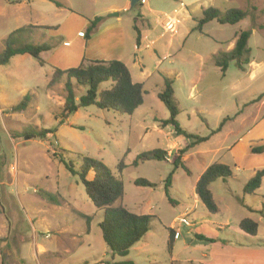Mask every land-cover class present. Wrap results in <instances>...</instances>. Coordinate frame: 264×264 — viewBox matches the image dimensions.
Instances as JSON below:
<instances>
[{
  "label": "rangeland",
  "instance_id": "rangeland-1",
  "mask_svg": "<svg viewBox=\"0 0 264 264\" xmlns=\"http://www.w3.org/2000/svg\"><path fill=\"white\" fill-rule=\"evenodd\" d=\"M12 1L0 0V52L10 36L16 46L47 45L50 50L40 56L44 65L29 54L14 56L8 64L0 65V264H264V178L256 194H245L244 186L257 163L250 160L238 169V155L229 150L236 142L256 143L257 136L246 132L259 113L260 118L264 116V98L260 107L253 103L264 94V0H233L223 5L222 11L235 7L248 10L250 15L235 25L207 24L203 32L219 43L197 30L188 37L198 24L193 16H200V7L187 5V0H183L185 8L179 0H148L133 8L129 0H55L61 6L49 0ZM167 16L178 21L175 33L165 29ZM96 17L103 20L92 40H86L83 37L89 22ZM142 19L151 26L139 24L148 37L137 51L134 22ZM111 23L122 27L125 40L135 49L131 58L150 74L146 79L140 69H133L135 76H140L135 80L145 82L144 104L131 116L94 105L64 115L66 79L49 87L54 69L77 66L80 55L92 60L97 48L88 52V44L99 47L104 29ZM20 28L24 30L14 33ZM242 30L252 33L250 52L243 58L249 64L241 70L231 61L223 73L210 54L215 48L230 49L235 34ZM64 49L73 54L65 55ZM164 76L174 82L179 125L189 134L208 138L188 150L183 159L185 168L176 169L168 188L173 155L176 157L188 141L176 136L174 127H161L156 122L170 117L158 99ZM72 83L77 99L86 93V87L76 86L74 80ZM109 86L104 83L101 89ZM26 95L30 96L27 108L13 112ZM239 112L243 116L235 119ZM227 117L231 120L213 134ZM41 129L56 131L46 139L13 138ZM260 134V142H264V128ZM157 149L173 155L164 161L133 165L138 155ZM84 157L101 162L116 177L118 165L124 161V196L115 205L152 216L150 231L127 257L112 260L99 226L103 210L90 201L79 175H73L60 160L71 161L79 172ZM216 162L229 165L233 176L210 185L219 209L212 214L195 195V186ZM261 168L264 157L260 158ZM87 178L92 179L93 173ZM138 180H147L154 187L138 186ZM183 216L190 227L179 222ZM246 218L258 224L257 235L241 231L240 222ZM170 230L180 233L171 251Z\"/></svg>",
  "mask_w": 264,
  "mask_h": 264
},
{
  "label": "trees",
  "instance_id": "trees-1",
  "mask_svg": "<svg viewBox=\"0 0 264 264\" xmlns=\"http://www.w3.org/2000/svg\"><path fill=\"white\" fill-rule=\"evenodd\" d=\"M22 1L23 0H14L12 1V4H19L22 3ZM49 1L55 2L58 6H61L60 3L55 0ZM247 2L251 3L252 0H247ZM250 9L255 10L253 6H251ZM248 15H250L248 10L232 8L228 11H222L218 8L210 7L203 11L202 18L198 20L196 30L203 33V27L211 21H217L219 24L223 25H235L244 20ZM102 20V17H96L95 19L90 20L89 26L84 34L86 40L91 38L92 34L98 28ZM134 28L137 30L136 27ZM48 29H57V27H49ZM22 30H24V28H20L14 33L21 32ZM251 34L250 30L240 31L237 34L234 48L228 52H221L215 57L216 66L220 68L223 73L227 71L231 61H235L236 65L241 70H244L245 65L249 64V61L243 58L250 52L248 42ZM10 37L6 42L5 49L0 52V65L8 64L14 56L25 54H29L39 60L41 65L45 64V62L41 60L40 56L43 52L50 50L47 45L37 46L25 44L22 46H16L11 41ZM136 42L137 44L140 42L139 32ZM63 78L66 79L64 115L75 113L79 108L94 105L101 109L114 110L120 114H127L131 116L144 104L145 90L143 84L133 81L129 68L120 60L102 61L83 59L81 64L77 67L67 69L55 68L49 82V87L59 84ZM72 80L75 81L76 86L87 88L86 93L79 96L78 99ZM163 80L164 86L162 91L158 93V99L165 105L169 111L170 117L166 120L156 119V122H158L161 127H174L176 136H183L188 141V145L178 151V155L173 161L174 170L171 174H169L166 181V187L168 188L172 183V177L176 169L180 167L185 168L183 159L188 150L197 144L207 141L208 138L189 134L179 125L177 117L180 111L175 99L173 87L174 82L168 77H164ZM104 83H109L110 86L109 88L102 90L101 85ZM262 98H264V94L257 97L253 103L259 102ZM29 102L30 96L26 95L20 104L13 107L12 111L15 112L25 110ZM228 120H231V118H225L221 122L219 128L213 131V134L220 132ZM55 131L56 130L53 129L29 130L20 134H15V137L13 138H24L25 140L35 138L46 139L48 135H51ZM263 152L264 145L252 148V153L254 154H261ZM167 157V151L161 149L152 150L138 155L133 165L138 166L139 163L145 161H164ZM60 160L64 163L67 170L73 175H79L90 201L97 209L103 210L104 218L99 226L104 243L112 256V260H114L116 256L121 258L127 257L130 250L150 231L152 216L134 214L122 205H115L116 202L124 196V183L121 179L123 171L126 168L124 161L119 163V177H116L101 162L88 157L83 158L84 166L79 172L75 170L71 161L66 162L63 158H60ZM90 172L93 173L92 179L87 178ZM232 176L233 170L229 165L216 162L211 164L197 181L195 186V195L210 213L215 214L219 211L210 190V185L219 179L227 181ZM263 178L264 169H261L257 171L255 175L246 183L243 189L244 193L249 195L256 194V191L261 187ZM136 185L154 187V185L147 180H138ZM47 197L52 202L57 203L53 195L47 194ZM250 210L252 211V209ZM87 219L88 222L91 221L89 217ZM239 226L241 231L246 234L250 236L257 235L258 224L252 219L246 218L242 220ZM199 238L205 240L202 236ZM207 241L214 242V240L208 239ZM173 243L174 231L170 230L168 241V248L170 251L173 248ZM106 264L134 263L132 261L122 263L109 261L106 262Z\"/></svg>",
  "mask_w": 264,
  "mask_h": 264
},
{
  "label": "crops",
  "instance_id": "crops-1",
  "mask_svg": "<svg viewBox=\"0 0 264 264\" xmlns=\"http://www.w3.org/2000/svg\"><path fill=\"white\" fill-rule=\"evenodd\" d=\"M129 1L131 3V0H129ZM179 1L181 3L180 4L181 7L185 8V4H184L183 0H179ZM187 1L189 2V4H187V5H194L195 8L200 7V16H195L194 15L193 16L194 21H198L199 19H201L202 18V15H203V11L205 9H207V8L213 7V8H218V9L221 10L223 5L226 6V5L230 4V3H233V0H199L200 1L199 3L198 2H194L195 0H187ZM243 2H244V0H243ZM129 5H131V4H129ZM233 8H235V7H233ZM209 23H207V24H209ZM139 24L140 25L143 24V26H145V27L151 26V24H150V21H148L146 19H142V22L141 21H138V20H136L134 22V27L137 28V30H136L137 31L136 41H137V36H138V32H139V35H140V42H139V45L140 46L139 47H141V44H142L143 40H146L148 36L146 35L147 34L146 32L140 31ZM205 26L203 27V31H204ZM104 30L106 32L103 33V35L101 37L102 40H101L100 45H99V47L101 49H98L99 47H97V46H95V47L93 46L92 47L91 44H88V47L86 49V50H88V52H91V50L93 48H97L96 50L93 51L94 58H92V60H102V61L120 60V61L124 62L127 65V67L129 68L130 72H131L133 81L136 82V83H142L143 86L145 87V82L143 80H135L136 78H134V77H137L138 78L140 76H135L136 74H134V70L133 69H135V71L137 70V68L140 69L141 77H144L146 79L150 78V74L147 73L142 68H140V66H136V64H137L136 59L131 58V55H132L131 53L134 52L135 49L133 51L132 46H130V44L127 43V41L125 40L126 36H125V33H124L122 27L119 24L111 23ZM195 30H196V27H193L190 30V33L188 34V37L193 32H195ZM81 33L82 32H79L78 34H81ZM202 34H204L205 36L211 37L210 34H207L205 32H203ZM235 35H237V34H235ZM83 38H85V37H83ZM101 38H99V39H101ZM211 38L213 40H215L217 43L220 42L216 38H213V37H211ZM90 40H92V39H90ZM235 42H236V36H235V38L233 40V43L230 46V49L229 48H227L226 50H223V49H220V48L213 49L210 55H211V58L214 60V62H215V57L219 53L231 51L234 48L233 46L235 45ZM65 45L67 47H70L69 46L70 45L69 42H65ZM126 46H128V48ZM139 49L137 51H139ZM64 53H65V55H72L73 54V51H71V49H64ZM93 54H91V55H93ZM134 55L136 56V53H134ZM98 58H101V59H98ZM83 59L84 58L81 55L78 57V59H77L78 60L77 66H79L81 64V62L83 61ZM89 60H91V59H89ZM77 66H75V67H77ZM164 77H168V76H164ZM261 101L257 102V103H259V107H260V102ZM261 103L263 104L264 102L262 101ZM241 112H239V113H237L235 115V119L236 118H240V117L243 116V114ZM263 120H264V116H262L260 118V113H259V115L256 117V121L254 122L253 126L249 129L250 132H249V130L246 132V133L255 134L257 136V142L256 143L250 144L248 142H245V143L236 142L231 148H229V150H230V152H231V154L233 156H237L238 155V157H237L238 162L235 164V165H237L235 167H238V169H240V166H242L243 164H245L246 162H248L250 160L251 161H255L257 163V167H256V169L253 172V176L255 175V173L257 171H259L261 169H264V168H261L260 169V158H263L264 157V152L261 153V154H254V153H252V148H254V147H260V146L264 145V142H260V137H263V134H260L261 130L264 128V121ZM245 121L246 120H244L243 123ZM260 143H263V144L260 145ZM174 146L177 147V143H175ZM167 152H168V156H172L173 155V154H171V151H167ZM173 156L175 158V154ZM223 244L225 246H228L229 245L228 242L225 241V240L223 241ZM210 264H212V263H210Z\"/></svg>",
  "mask_w": 264,
  "mask_h": 264
},
{
  "label": "built area",
  "instance_id": "built-area-1",
  "mask_svg": "<svg viewBox=\"0 0 264 264\" xmlns=\"http://www.w3.org/2000/svg\"><path fill=\"white\" fill-rule=\"evenodd\" d=\"M148 2V0H139V5H145L146 3ZM183 6V5H182ZM178 21L176 19V17H173V16H167V20H166V23H165V29L168 31V32H171V33H175L176 32V25H177ZM140 45L137 44V47H136V50H138L140 47ZM179 222L185 226H191L189 220L187 219V217L183 216L180 218ZM180 237V233L178 231H175L174 233V240H177L178 238Z\"/></svg>",
  "mask_w": 264,
  "mask_h": 264
},
{
  "label": "water",
  "instance_id": "water-1",
  "mask_svg": "<svg viewBox=\"0 0 264 264\" xmlns=\"http://www.w3.org/2000/svg\"><path fill=\"white\" fill-rule=\"evenodd\" d=\"M138 3H139V0H131V7L133 8V7H136L137 5H138ZM111 17L112 16H118V14H111L110 15Z\"/></svg>",
  "mask_w": 264,
  "mask_h": 264
}]
</instances>
